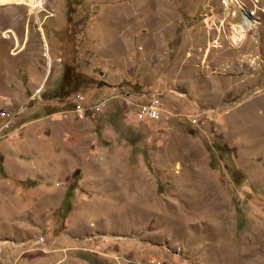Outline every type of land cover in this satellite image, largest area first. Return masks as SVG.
<instances>
[{"label":"rangeland","instance_id":"374dc122","mask_svg":"<svg viewBox=\"0 0 264 264\" xmlns=\"http://www.w3.org/2000/svg\"><path fill=\"white\" fill-rule=\"evenodd\" d=\"M221 1L0 0V264H264V0ZM111 88L161 119L73 112Z\"/></svg>","mask_w":264,"mask_h":264},{"label":"built area","instance_id":"2783aa9c","mask_svg":"<svg viewBox=\"0 0 264 264\" xmlns=\"http://www.w3.org/2000/svg\"><path fill=\"white\" fill-rule=\"evenodd\" d=\"M245 1L246 0H237L238 3L235 5H230L227 1L224 0L221 1L223 2L222 4H224L225 9L227 10V18L225 22L232 18V16L240 19V17L244 18L245 15L249 13L251 15L252 24L254 23L255 25H257L255 13L254 11L248 9ZM229 5L230 10L228 8ZM163 95H165V92L154 89L148 96H146V102L137 104L134 101L129 100V94H122L116 88H111L109 95L107 97L101 98L100 100H89V98L83 92H77L72 96L71 103L73 104V112L79 118H95L100 117L103 114L104 108L108 105V103H111L113 99L122 96L123 98L125 97V100L128 102L127 106L136 108L133 114L138 122L150 123L159 121L161 119V116L164 112V100L162 98ZM204 124L205 122H202V125ZM2 132L3 130H0V143ZM90 241H93V238H88L86 242L82 243V245H88ZM41 242L44 243L42 239L39 244H42ZM154 264H160V262H154Z\"/></svg>","mask_w":264,"mask_h":264},{"label":"bare ground","instance_id":"6f19581e","mask_svg":"<svg viewBox=\"0 0 264 264\" xmlns=\"http://www.w3.org/2000/svg\"><path fill=\"white\" fill-rule=\"evenodd\" d=\"M40 3H41V2H40ZM40 3H39V5H41ZM0 5H1V4H0ZM238 34H239V33L236 32V33H234V34H232V35L230 36V38L232 39V41H234V39H233L234 37L237 38V35H238ZM238 39H239V38H238ZM3 44H5V43H4V42H0V50H2L1 48H2ZM2 51H3V50H2Z\"/></svg>","mask_w":264,"mask_h":264},{"label":"trees","instance_id":"16d2710c","mask_svg":"<svg viewBox=\"0 0 264 264\" xmlns=\"http://www.w3.org/2000/svg\"><path fill=\"white\" fill-rule=\"evenodd\" d=\"M84 79H85V78H84ZM84 81H85V80H83V81L76 80V81H75V83H76V88H75V89L78 90V86H79L80 84H83ZM88 82H89V81H88ZM77 92H78V91H75L73 94H75V93H77ZM73 94H72V95H73ZM72 95H71V96H72ZM71 96H70V97H71Z\"/></svg>","mask_w":264,"mask_h":264}]
</instances>
